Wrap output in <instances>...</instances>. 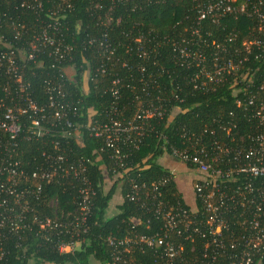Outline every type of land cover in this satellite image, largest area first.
<instances>
[{"label":"trees","instance_id":"16d2710c","mask_svg":"<svg viewBox=\"0 0 264 264\" xmlns=\"http://www.w3.org/2000/svg\"><path fill=\"white\" fill-rule=\"evenodd\" d=\"M197 1L213 0H40V10L19 7L20 0H0L1 29L4 22L23 24L26 42L43 24L58 22L56 37L70 48L67 58L54 67L53 58L39 52L25 66L23 78L30 82L31 98L47 110L44 81L55 80L59 72L70 104L68 120L79 125L78 135L63 137L51 128L30 140L19 136L17 157L23 171L29 175L40 161V151L52 152L50 142L58 140L70 162H83L92 191L84 231L76 234L67 219L76 213L77 185L69 178L41 181L35 192L26 178L22 196L16 201L7 196L13 210L0 205V264H201L206 239L196 233L192 239L185 238L188 231L170 237L173 246H180L172 259L160 256L159 248L132 239L124 244L126 250L120 258L113 260L114 252L121 249L117 240L149 235L162 225L152 210L156 192L148 191L139 201L125 197L133 181L142 182L145 190L150 181L166 178L162 198L186 205L173 175L157 162L163 151L184 147L201 134L203 139L207 136L203 130H217L218 125H233L243 135L250 129L245 111L235 100L241 98L247 82L251 81L253 89L264 83V52L259 45L243 51L241 42L259 39L264 43V19L216 11L198 20ZM230 4H243L264 14V0H233ZM7 33L11 35L9 30ZM14 43L21 44V40ZM180 46L201 53L204 60L185 57L178 52ZM241 55L245 60L236 70L222 73L208 89L194 88L197 80L192 78L200 67L209 68L214 59L217 63L226 58L238 64ZM63 67L65 74L59 71ZM147 111L152 114L145 116ZM113 118L130 120L136 127L119 135L117 154L105 146L102 136H92L87 129V122L101 126ZM190 134L194 136L187 140ZM105 179L110 181L107 188ZM115 192L119 195L116 210L106 215ZM2 195L0 200L5 199ZM25 205L28 208L19 221L15 211ZM198 214L199 210L197 218ZM45 219L66 222V230L40 227ZM70 241L76 242L74 248L59 252L58 244ZM220 260L226 261L221 257L209 264ZM249 264H264V247L262 255H254Z\"/></svg>","mask_w":264,"mask_h":264},{"label":"built area","instance_id":"2783aa9c","mask_svg":"<svg viewBox=\"0 0 264 264\" xmlns=\"http://www.w3.org/2000/svg\"><path fill=\"white\" fill-rule=\"evenodd\" d=\"M233 0L197 1L195 11L197 19H202L212 12L221 11L232 14H254L259 21L264 19V14L256 8L249 10L243 4L232 5ZM19 7L27 9H41L40 0H20ZM260 24V22H258ZM58 22H47L33 34L29 41H24L23 24L4 22L1 29L0 22V205L13 207L7 202V196L20 197L26 191L23 185L26 178L33 183L34 191L39 192L41 181L57 182L69 178L76 184L74 201L77 204L76 213H72L67 219L70 229L74 233L84 231L83 222L88 212V202L91 189L87 186L85 167L80 160L77 163L70 162L66 156L64 147L59 146V141H51L52 152L40 151V161L32 172L27 175L23 171L20 159L17 157L18 137L30 140L39 137L56 128L60 135L69 137L77 136L78 126L68 120L70 104L66 92L63 90L59 72L54 76L55 80L44 81L46 97L45 110L31 98V85L23 78L24 68L37 58L39 52H44L47 57L53 58L58 63L67 58L69 47L61 45V39L56 37L60 32ZM11 32V35L7 33ZM11 36V39L9 38ZM21 44H15L19 42ZM242 50L248 52L251 46L259 45L264 52V43L259 39H247L241 42ZM46 50V52H45ZM178 52L185 57L193 55L194 58L204 60L201 53L189 52L180 46ZM193 53H196L195 55ZM239 57V54L238 56ZM245 56L241 55L237 63L226 58L216 63V59L209 68L200 67L193 80L194 88L208 89L209 84L220 79L225 72L236 70ZM59 70V69H58ZM66 67L59 71L65 74ZM64 71V72H63ZM67 79V78H66ZM116 82V81H113ZM212 85V84H211ZM247 82L241 90V98H236V106L245 111V118L249 124V130L245 134L238 133L233 125H218V129L203 130V134L195 136L193 141L186 146L178 148L171 146L170 150L163 151V155L180 161L184 170L190 172L187 189L192 196L193 204L185 202L183 207L178 200L168 201L162 198L166 184V178H160L149 182V189L141 182L133 181L125 197L130 201H139L146 198L148 191L156 192V200L152 210L157 218L162 220L160 230L149 235L134 236L117 240L116 245L121 247L113 255V260L120 258V253L125 251V243L132 239L152 248H159L160 256L172 259L180 246H173L171 236H177L180 232H189L185 238L192 239L196 233L199 238H205L202 251L201 264H209L218 258L219 264H249L254 255H262L264 247V83L250 86ZM253 89V90H252ZM152 112L147 111L145 116ZM139 118L140 114H135ZM43 122L46 124L44 125ZM87 129L92 136H102L106 147L117 154L115 142L121 133L129 129H136L130 120L121 121L110 119L109 123L101 126L87 122ZM183 135V134H182ZM184 136V135H183ZM194 135H187L190 140ZM182 143H184L182 141ZM160 162V161H159ZM170 176L175 180V171L167 167ZM22 183V185H21ZM22 186L19 190L6 187ZM160 188L163 190L161 191ZM143 196V197H142ZM16 201V200H15ZM55 199L51 200L54 203ZM25 205L15 214L20 221V215L27 210ZM199 210L198 218L195 216ZM17 227V225H15ZM51 226L66 230V222L61 220L45 219L40 227ZM109 244L111 240L107 239ZM76 242L59 243V252H67L74 248ZM115 245V246H116ZM259 258V257H258ZM108 264V263H103ZM169 264V262L167 263Z\"/></svg>","mask_w":264,"mask_h":264},{"label":"rangeland","instance_id":"374dc122","mask_svg":"<svg viewBox=\"0 0 264 264\" xmlns=\"http://www.w3.org/2000/svg\"><path fill=\"white\" fill-rule=\"evenodd\" d=\"M157 162L163 163L167 167L175 171V173L177 174L176 183L178 184V189L182 192L187 204L191 206L193 204V200L191 199V196L187 189V186H189V180L192 177L191 173L187 172L186 170H184V168H182V166L180 165V161L174 160L171 157H167L166 155L157 158ZM109 185L110 181L108 179H105V188H107ZM118 201L119 195L118 192H115L108 202V206L106 208V215H109L110 213L113 214L115 212V203Z\"/></svg>","mask_w":264,"mask_h":264},{"label":"crops","instance_id":"0c3cea01","mask_svg":"<svg viewBox=\"0 0 264 264\" xmlns=\"http://www.w3.org/2000/svg\"><path fill=\"white\" fill-rule=\"evenodd\" d=\"M176 175H177V174L175 173V175H174V176H175V183H176ZM176 186H177V189H178V184H177V183H176ZM178 191L182 194V192H181L179 189H178ZM188 192H189V194H190V191H189V190H188ZM182 196H183V194H182ZM190 196H191V194H190ZM183 199L185 200L184 196H183ZM191 199H192V196H191ZM185 202H186V200H185ZM116 203H117V202H116ZM116 203H115V205H116ZM110 214H111V213H110ZM110 214H109V215H110Z\"/></svg>","mask_w":264,"mask_h":264}]
</instances>
